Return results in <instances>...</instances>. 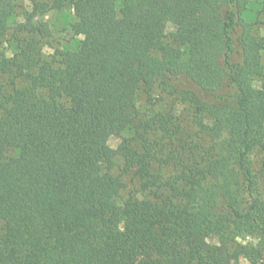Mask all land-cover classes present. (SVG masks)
Masks as SVG:
<instances>
[{
  "label": "trees",
  "instance_id": "16d2710c",
  "mask_svg": "<svg viewBox=\"0 0 264 264\" xmlns=\"http://www.w3.org/2000/svg\"><path fill=\"white\" fill-rule=\"evenodd\" d=\"M68 1L82 40L49 60L29 41L2 50L14 0H0V264H264L250 158L264 152V38L249 0ZM157 85L209 125L205 143L141 118L137 96ZM118 159L146 198L117 202Z\"/></svg>",
  "mask_w": 264,
  "mask_h": 264
},
{
  "label": "rangeland",
  "instance_id": "374dc122",
  "mask_svg": "<svg viewBox=\"0 0 264 264\" xmlns=\"http://www.w3.org/2000/svg\"><path fill=\"white\" fill-rule=\"evenodd\" d=\"M56 0H14V8L5 12L6 18L10 22V28L4 37L1 48L7 55H12L24 41H29L32 47L38 46L45 58L51 59L55 51H74L78 49L82 40L71 30V25L75 22L74 13L68 0L64 1L61 8H56ZM158 7L160 0H152ZM245 22L252 26L253 33L260 38H264V0H249L247 10L243 15ZM45 25L48 32H37L36 29ZM34 31L36 33H34ZM33 32V33H32ZM175 32V27L168 24L166 36L169 38ZM264 65V59H263ZM29 70L24 69V73ZM264 79L256 81L255 85L260 86ZM152 102L146 100L142 94L137 96L136 105L143 120H153L164 115L168 118V126H178V136L184 141L195 142L201 139L205 143L204 131L209 127L197 126L192 119V112L189 106L181 102L179 96L171 89L157 85L154 88ZM122 135L115 134L109 139V146L115 149ZM8 156H13L14 151L9 150ZM251 162L257 181L256 195L259 199H264V152L253 151ZM110 172L121 179L123 188L120 191L117 202L122 205L128 200L140 201L146 198L140 190L138 180L130 172H125L121 159L115 161V165ZM212 242L213 240L210 239ZM243 243L257 246L261 242L259 239L249 236H242ZM241 264H249L245 259H241Z\"/></svg>",
  "mask_w": 264,
  "mask_h": 264
}]
</instances>
